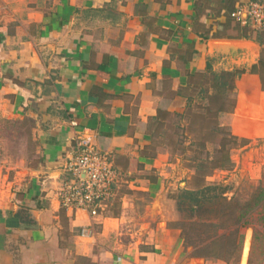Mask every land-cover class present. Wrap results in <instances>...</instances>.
Here are the masks:
<instances>
[{"label": "crops", "instance_id": "obj_1", "mask_svg": "<svg viewBox=\"0 0 264 264\" xmlns=\"http://www.w3.org/2000/svg\"><path fill=\"white\" fill-rule=\"evenodd\" d=\"M245 1L258 0H1L0 114L34 122L40 163L23 206H0V264H59L58 194L84 130L120 174L113 197L127 185L156 198L170 161L156 132L167 117L186 113L208 66L217 73L243 66L239 107L246 96L264 104L252 71L264 42L228 29L233 22L247 31L230 17ZM256 112L255 124L264 127ZM238 114L237 135L264 130L247 128ZM65 211L81 227L95 224L84 211ZM173 234L157 229L146 241L104 245L88 257L91 264H203L180 261Z\"/></svg>", "mask_w": 264, "mask_h": 264}, {"label": "rangeland", "instance_id": "obj_2", "mask_svg": "<svg viewBox=\"0 0 264 264\" xmlns=\"http://www.w3.org/2000/svg\"><path fill=\"white\" fill-rule=\"evenodd\" d=\"M225 6L226 3L221 4V7ZM3 7L0 0V12ZM250 24L248 22L243 28L247 31L233 22L228 29L236 36L245 34L253 41L264 42V32L253 29ZM259 47L262 54L255 55L254 64L264 60V45ZM242 68L239 66L230 73L222 71L230 82L228 91L215 93L209 88L212 75H207L204 82L201 80V86L195 84L190 92L194 101L186 113L167 117L157 130L156 137L170 153L164 173L158 175L163 181L162 194L152 198L147 192L124 186L101 211L100 215L105 216L103 223L99 224L98 217L93 219L95 224L86 235L82 232L86 227L75 223L63 208L60 210L58 236L63 252L59 264H91L88 256L96 254L104 245L114 247L142 239L146 241L157 229H168L178 236L174 251H178L180 261L240 264L248 241L247 264H264V201L248 213L247 226L239 234L233 233L236 225L233 224L234 216L229 215L231 207L253 206L255 198L264 190V130L253 137L240 136L234 120L239 113L247 128L264 129L255 124L259 117L257 110L263 115L258 121L264 123V104L259 99L246 96V105L239 107V96L243 93L238 84L240 79L231 73ZM258 69L264 92V68ZM200 88L214 92L213 97L198 95ZM220 109L223 112H219ZM34 129V122L28 117L0 114V206L9 202L23 206V191L40 163ZM209 185L224 190L221 197L205 205L210 211L203 217L190 219L178 210L177 195L182 190H198ZM123 214L124 220L121 219ZM110 217L115 218L109 220ZM166 239L170 240L168 234ZM47 264L55 263L47 261Z\"/></svg>", "mask_w": 264, "mask_h": 264}, {"label": "built area", "instance_id": "obj_3", "mask_svg": "<svg viewBox=\"0 0 264 264\" xmlns=\"http://www.w3.org/2000/svg\"><path fill=\"white\" fill-rule=\"evenodd\" d=\"M230 17L242 26L250 22L253 29L264 31V2L239 4ZM71 123L77 126L75 121ZM94 140L95 136L89 130H84L76 138L75 149L64 166L68 177L58 194L61 208L73 212L84 211L92 220L99 217L113 198L114 185L120 177L109 155L101 153ZM92 226H85L83 235Z\"/></svg>", "mask_w": 264, "mask_h": 264}, {"label": "trees", "instance_id": "obj_4", "mask_svg": "<svg viewBox=\"0 0 264 264\" xmlns=\"http://www.w3.org/2000/svg\"><path fill=\"white\" fill-rule=\"evenodd\" d=\"M262 67L264 68V60H260L258 64L254 65L252 67V71L259 74L258 68H262ZM210 71H211V68L208 66V73L212 75L209 88H212V90L215 93H217L218 90H226V91L230 90V87H229L230 82H228L227 74L210 72ZM244 71L245 70H237L235 73H231V75L240 77ZM214 92L210 93L208 89L204 90V88H202L200 91V94L202 96L204 94L205 95L204 97L206 98V97H209V95L210 97H213L214 94L212 93ZM192 102H193V99H190L187 107H189ZM219 112H223V110L220 109ZM223 190L224 189H221L219 186H212V185L205 186L198 190H185L184 189L177 195V199H178L177 208L181 212H184L185 214H187L188 218L190 219L197 218V217L201 218L203 217L204 213H206L207 211H210L208 208H206L207 206L205 205L209 203L211 204L216 198L221 197ZM262 201H264V190H262L260 195L255 198V203L253 206H237L238 207V208L236 207L237 209L230 206L231 208L229 211V215L232 217L234 216L233 224L236 225V229L233 230V233L236 232L239 234L247 226V220L245 219L246 216L254 207L260 205ZM224 235L225 234H223L222 236ZM239 238H242V235L239 236ZM239 242L242 245L243 239L240 240Z\"/></svg>", "mask_w": 264, "mask_h": 264}, {"label": "bare ground", "instance_id": "obj_5", "mask_svg": "<svg viewBox=\"0 0 264 264\" xmlns=\"http://www.w3.org/2000/svg\"><path fill=\"white\" fill-rule=\"evenodd\" d=\"M249 252H250V246H249L248 241H246L245 245H244V248H243V252H242L241 264H247Z\"/></svg>", "mask_w": 264, "mask_h": 264}, {"label": "water", "instance_id": "obj_6", "mask_svg": "<svg viewBox=\"0 0 264 264\" xmlns=\"http://www.w3.org/2000/svg\"><path fill=\"white\" fill-rule=\"evenodd\" d=\"M251 239V238H250Z\"/></svg>", "mask_w": 264, "mask_h": 264}]
</instances>
